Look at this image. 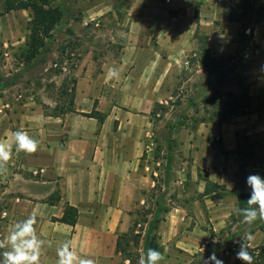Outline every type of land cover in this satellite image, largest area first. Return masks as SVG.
<instances>
[{"label":"rangeland","instance_id":"1","mask_svg":"<svg viewBox=\"0 0 264 264\" xmlns=\"http://www.w3.org/2000/svg\"><path fill=\"white\" fill-rule=\"evenodd\" d=\"M49 1L63 9L65 18L42 60L25 55L31 11L0 19V85L18 84L5 96L15 104L46 101L48 114L65 112L70 106L65 91L75 88L77 71L99 75L106 65L123 60L135 72L140 62L152 73L157 70L162 102H155L149 115L152 132L141 169L155 183L139 192L130 212L131 226L141 221L136 230L142 238L129 252L139 264L145 254L144 220L161 198L170 212L162 215L157 232L164 256L160 264H204L213 252L223 264H243L236 258L245 233L236 235L234 194L250 193V174L264 177V20L259 24L255 15L241 41L240 24L230 23L227 15L242 0ZM146 20H152L149 30ZM133 27L137 36H129ZM183 28L188 43L182 51ZM139 36L146 42L139 44ZM205 38L212 56L223 63L218 76L200 64ZM223 179L232 191L204 195L207 181ZM6 203L0 199V240ZM253 236L250 249L264 240L260 232ZM119 264L131 263L121 256Z\"/></svg>","mask_w":264,"mask_h":264},{"label":"crops","instance_id":"2","mask_svg":"<svg viewBox=\"0 0 264 264\" xmlns=\"http://www.w3.org/2000/svg\"><path fill=\"white\" fill-rule=\"evenodd\" d=\"M151 21L146 20L147 29ZM136 31L131 28L129 36H137ZM187 31H179L182 51ZM138 38L139 44L146 42V37ZM140 63L137 72L124 60L106 65L99 75L77 71L76 112L59 117L46 113V101H10L5 95L18 84L0 91V140L10 141L12 132L23 130L39 142L34 154L17 152L13 145L7 170L0 173V199L7 202L1 216L6 224L3 236L16 222L35 214L38 236L46 242L40 264H57L56 249L65 240L72 241L78 256L96 264H119L118 236L131 228L130 212L139 192L155 183L141 169L152 132L149 115L155 102H162V77ZM110 68L119 70L118 78L108 79ZM93 112L104 115V123L85 116ZM227 184L226 179L220 182ZM67 206L79 211L75 227L54 221L63 217Z\"/></svg>","mask_w":264,"mask_h":264},{"label":"trees","instance_id":"3","mask_svg":"<svg viewBox=\"0 0 264 264\" xmlns=\"http://www.w3.org/2000/svg\"><path fill=\"white\" fill-rule=\"evenodd\" d=\"M18 11H31L32 20L29 24V36L27 38V51L25 55L28 60H42L44 53L50 50L51 43L54 41V33L61 29L63 26L65 14L63 9L55 8L51 5L49 0H4V11L0 12V19L11 12ZM258 15L260 24L264 20V0H242L238 5L232 6L229 9L227 19L230 23L240 24L242 32L240 34L241 41L246 38V32L249 29L248 22L255 16ZM175 17L174 14H171ZM251 33H254V28H250ZM201 60L200 64L203 69L208 70L211 74L220 75L223 63L219 62L214 56H212L210 49L207 46V38L203 39L200 47ZM223 82V80L221 81ZM8 84L0 85V91L6 88ZM65 94L69 97L70 106L65 112L53 111L48 114L54 117L66 113H74L75 111V88L70 91H65ZM90 118H96L99 123H104L105 116L93 112L91 114H85ZM219 191H227L225 185L218 183H212L207 181L206 189L204 192L205 196L217 193ZM251 193L237 192V208L247 207V199ZM59 200V198H58ZM161 198L157 200V209L149 210L144 220L148 222V227L145 232V253L147 249L154 248L163 253L162 247L158 243V229L161 222H163L162 215L168 214L170 209L167 208ZM152 215L151 220H148L147 216ZM236 220V235L241 232H251L253 235L259 231L264 236V222L257 220L252 225H247L243 222V217L237 212ZM79 211L77 208L67 206L64 211V215L61 219H54L55 222L75 227L78 223ZM141 226V221H133L130 230L127 233L120 234L117 239V253L123 257L124 261H129L131 264H137V261L133 255L129 252V246L131 243L139 244L142 238V232L137 231L136 227ZM5 249H0L3 252ZM252 254L254 261L253 264H264V240L255 248L249 249Z\"/></svg>","mask_w":264,"mask_h":264},{"label":"clouds","instance_id":"4","mask_svg":"<svg viewBox=\"0 0 264 264\" xmlns=\"http://www.w3.org/2000/svg\"><path fill=\"white\" fill-rule=\"evenodd\" d=\"M108 79L118 78L119 70L110 68L107 72ZM12 139L0 140V173L7 170V164L12 158V148L15 145L17 152L34 154L37 152L39 142L23 130H16L11 133ZM247 186L251 189L250 197L247 199V207L237 209L243 217V222L252 225L257 220L264 222V177L258 174H250L246 180ZM37 216L30 214L27 218L16 222L5 239L0 240V249H7L2 252L0 264H40V257L46 242L38 236L36 224ZM254 236L246 232L242 237L239 251L236 258L243 264H253L254 258L250 253L251 242ZM214 243L216 241H213ZM58 257L57 264H96L92 258L78 256L72 247L71 240L63 241L56 249ZM164 260L163 254L154 249H147L146 253L139 259V264H160ZM223 264L217 259L215 252L205 260L204 264Z\"/></svg>","mask_w":264,"mask_h":264}]
</instances>
